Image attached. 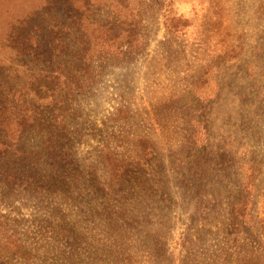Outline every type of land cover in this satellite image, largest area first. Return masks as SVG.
Returning a JSON list of instances; mask_svg holds the SVG:
<instances>
[{
    "label": "rangeland",
    "instance_id": "1",
    "mask_svg": "<svg viewBox=\"0 0 264 264\" xmlns=\"http://www.w3.org/2000/svg\"><path fill=\"white\" fill-rule=\"evenodd\" d=\"M75 1L33 23L40 56L21 67L2 45L44 0H0V89L28 69L83 82L1 134L0 264H264V0L144 2L133 30ZM131 32L142 49L106 60L103 41ZM10 235L28 256L5 254Z\"/></svg>",
    "mask_w": 264,
    "mask_h": 264
},
{
    "label": "trees",
    "instance_id": "2",
    "mask_svg": "<svg viewBox=\"0 0 264 264\" xmlns=\"http://www.w3.org/2000/svg\"><path fill=\"white\" fill-rule=\"evenodd\" d=\"M152 1L153 0H96V4L98 3L97 5H99L103 2H106L112 8V10L115 11V15L117 17H115L114 22L117 23V27L120 26V28H122V26H125L128 30H133L142 25V4L145 2L147 5H154L155 3ZM78 2H83V0H79ZM54 3L55 0H53L51 3H48L47 0H44L43 8L35 11L28 17H24L20 22L17 20L12 34H9L6 37L2 48H7V50L11 52L10 57L16 61L18 66H27L26 63H22L21 61L24 58L27 59L30 56L36 61L40 56L38 42H36L35 49L33 50L29 46V43L34 40L30 37L32 34L31 31L36 28V25L33 23H41L44 19L48 18V12L54 8L53 6L50 9L51 5ZM92 4L94 3L92 2ZM89 5L90 1L88 0L85 6L86 10H88L87 6ZM123 12L125 14H123ZM71 18L72 20H75V24L78 25L80 23L79 20L81 18L77 17V15H72ZM110 37V41H103L106 43L111 42V45L107 47L108 51L102 53L105 59L109 57V59L106 60H118L119 58H123L126 53H128V55L137 53L143 47V41L140 42L139 39H133V37H135L133 36V32L128 35V41H126V45L123 41H119L117 36ZM118 41L120 42L119 45L116 43ZM12 44H16L17 47L13 48L11 46ZM81 88H83V82L79 83L74 78H72L69 73L63 71L62 69L54 71H31V69H28L26 74L23 76V84L18 89L20 91H17L16 89V91H13L12 93H7L4 89H0V159L2 156L8 155V151L11 149L9 144L5 143L7 138L3 137L4 139L2 140L1 137L2 133H6L5 129L7 127H10L13 124L22 129L25 126V123H31L32 121L35 122V120L38 119L42 113L40 109L62 104L68 99L69 93L73 92L74 89L79 91ZM19 94H21L22 97H20ZM138 146L140 147V143H138ZM106 155L108 156L106 162L109 165L112 177L115 179L120 178L123 174V169L125 168L123 162L115 159V157H113V155H111L109 152L106 153ZM0 175L2 176H0L1 180L4 181L5 175H2L1 173ZM8 180H11V175L6 176L5 188L7 190H9L7 187H9V184L11 183H8ZM39 188H42V186H38L37 189ZM10 195L11 193L5 194L3 198H8ZM243 204L245 203H239L238 205H234L232 208V215L237 219H244ZM258 223L260 224L259 228L262 237V249L264 253V215L259 219ZM0 229L2 230V227ZM2 244L7 251L5 254H7V256L10 258L28 256L27 252L23 250V247L18 245L11 235L7 236L5 241L2 240ZM5 259H7V257H5Z\"/></svg>",
    "mask_w": 264,
    "mask_h": 264
}]
</instances>
